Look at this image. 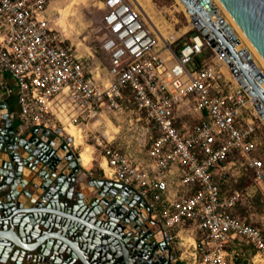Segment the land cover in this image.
I'll return each instance as SVG.
<instances>
[{
  "label": "built area",
  "instance_id": "obj_1",
  "mask_svg": "<svg viewBox=\"0 0 264 264\" xmlns=\"http://www.w3.org/2000/svg\"><path fill=\"white\" fill-rule=\"evenodd\" d=\"M55 1L0 0V72L16 80L20 124L56 132L55 119L63 130L66 115L91 121L124 112L131 103L136 113L131 125H136L128 132L146 149L148 160L131 158V145L122 142L128 132L119 129L111 139L106 136L107 142L95 135L107 163L105 177L128 186L145 202L153 230L168 238L173 253L177 227L196 226L201 234L197 252L186 264H235L228 257L241 242L254 249V264H264V225L237 213L249 191L227 193L218 180L220 171L224 176L228 164L241 159L252 172L250 187L264 196V158L251 118L253 110L260 115L255 105L261 99L249 94L250 82L214 29L233 46L231 38L219 23L204 21L210 17L204 0L181 2L196 30L176 52L168 48L167 57L140 0H104L101 50L109 56L104 77L92 52L79 54L63 37L51 16ZM211 51L230 73L211 62ZM186 104H192L198 122L181 119Z\"/></svg>",
  "mask_w": 264,
  "mask_h": 264
},
{
  "label": "water",
  "instance_id": "obj_2",
  "mask_svg": "<svg viewBox=\"0 0 264 264\" xmlns=\"http://www.w3.org/2000/svg\"><path fill=\"white\" fill-rule=\"evenodd\" d=\"M221 1L264 57V0ZM214 33L250 82L249 94L264 104V75L251 54ZM226 33L238 42L230 26ZM261 101L255 106L264 119ZM5 106L0 103V112ZM73 145L61 129L19 133L0 124V264H172L168 238L153 230L145 202L128 186L89 178Z\"/></svg>",
  "mask_w": 264,
  "mask_h": 264
},
{
  "label": "rangeland",
  "instance_id": "obj_3",
  "mask_svg": "<svg viewBox=\"0 0 264 264\" xmlns=\"http://www.w3.org/2000/svg\"><path fill=\"white\" fill-rule=\"evenodd\" d=\"M74 1L69 16L65 19L68 24V30H64L60 23L61 10L68 6L69 3ZM104 0H56L51 4L50 11L53 19L56 20V25L61 29L63 37L72 43L74 49L79 54L89 55L92 52L95 55V63L100 66L102 76L106 73V67L109 65V56L101 50L102 36L105 33V26L103 24V17L106 12L103 2ZM143 3L145 13L147 16H151L153 25L155 24L158 30L154 29L159 36V48L162 50L163 56H168V48L176 52L180 44L189 39L192 33L196 30L193 22L188 18L184 12V8L181 5V0H140ZM214 8L221 14L223 11L218 5ZM144 13V14H145ZM151 21V23H152ZM154 28V27H153ZM161 34V35H160ZM163 34V37H162ZM173 37V38H170ZM213 56L211 62H214L218 66H221L226 73H230V69L222 61L220 62L211 51ZM127 102H125L126 104ZM128 104V109L121 113H108L100 117V119H93L91 121H81L80 119L72 121L70 116L62 117L63 126L67 127L62 130V124L55 119L57 131L61 129L65 135H69V125L65 123L64 118H69L70 122L77 125L83 135V143L78 145L75 149L81 151L84 146H90L92 150V164L97 170V173L102 174L105 177L104 170L102 169L101 162L105 160L100 146L97 144V140L94 137H100L101 141L107 142V138H112L113 133L116 131V127L120 125V130L128 132V128H132L136 125H131L132 119L135 121L136 113L133 105ZM253 110V109H252ZM181 119L188 123L194 124L199 121L198 114L192 109V104H186L182 106L180 110ZM109 118L112 119L111 123ZM252 120L256 125L255 136L258 141V153L264 158V121L260 115L253 110ZM116 126H114V125ZM115 127V128H114ZM65 130V131H64ZM108 131V132H107ZM104 133L107 135L104 136ZM130 132L127 133V137L122 141L123 145L128 143L131 145L133 160L147 161L146 149L138 147V140L134 137H130ZM121 140V139H120ZM119 140V141H120ZM107 168V167H106ZM226 171V174L224 173ZM222 171H220L221 174ZM218 176L219 183L224 191L231 193L234 190L242 192L249 191L250 196L245 198L237 208V213L247 218L249 221H253L256 224L264 225V196L255 191L251 185L252 172L245 168L242 160L239 159L236 164H228V167L224 169L223 175ZM172 192L175 194L177 188L172 185ZM178 196H181L179 193ZM177 237L175 238V250L173 253L172 264H177V261L193 262V254L197 252L195 248V241L200 239V232L195 225L179 226L176 229ZM234 252L228 257V260H233L235 264H254L252 262V255L254 249L252 246L241 242L232 246ZM199 254V252H198ZM200 259V257H199ZM258 264V263H256Z\"/></svg>",
  "mask_w": 264,
  "mask_h": 264
},
{
  "label": "bare ground",
  "instance_id": "obj_4",
  "mask_svg": "<svg viewBox=\"0 0 264 264\" xmlns=\"http://www.w3.org/2000/svg\"><path fill=\"white\" fill-rule=\"evenodd\" d=\"M184 1H182V2L184 5H186V3ZM204 2L206 3V6L210 10V14H209L210 17L209 18L205 17L204 21L209 26H212L211 22H214L216 25H217V23H219L221 29L224 32H226V27L230 26L233 29V31L235 32L237 39H238V42H236V43H234V41L231 39L235 51L241 52V50L246 49L251 54L256 65L262 71V73L264 75V57H263V55L260 53V51L254 45V43L248 38V36L243 31L242 27L235 20L233 15L225 7V5L222 3V1L221 0H204ZM73 4H74V1L69 3L68 6L64 7L61 10V15H60L59 19H60L61 26L66 31L68 30V28H66V26L68 27V24L66 23L65 19L69 16V13L71 11L70 9L73 6ZM141 5L144 8L142 2H141ZM215 5H218L223 10L220 12L221 14H218L216 9L214 8ZM212 10H213V12H212ZM143 11L145 13V9H143ZM145 16L147 17V19L151 23L153 17L147 16L146 13H145ZM151 24L154 27V29L158 30L157 26L155 24L153 25V21ZM162 37H163V34H162ZM170 38H173V37H170ZM260 84H262V86L264 87V80L262 82H260ZM64 120H65V123H67L69 125L68 128H69L70 137L72 138V142L75 144V146L78 147V145H81L83 143V135H82L81 129L77 125L70 122L69 118H64ZM65 128H67V127L64 126V129ZM79 155H80L81 163L83 165L86 166V165H89L91 163L93 156H92V150H91L90 146H88V145L84 146L83 149L80 151ZM102 165L104 167H107L106 160H103Z\"/></svg>",
  "mask_w": 264,
  "mask_h": 264
},
{
  "label": "crops",
  "instance_id": "obj_5",
  "mask_svg": "<svg viewBox=\"0 0 264 264\" xmlns=\"http://www.w3.org/2000/svg\"><path fill=\"white\" fill-rule=\"evenodd\" d=\"M0 103H3L6 105L5 108H2L1 112H0V124L2 126H5V125L17 126L19 133H24L26 131V129L20 124V122L17 118V113L19 110V102H18V96H17L16 80L13 77H11L8 73H2V72H0ZM5 113L9 115V118L6 120L2 118V115H4ZM109 121L111 123H113L112 119H110V118H109ZM115 129H116V131L113 133V136H115L116 132L119 131L120 125L118 127H116ZM65 137H70V136L65 135ZM76 148H77V146H76ZM73 151L76 153H80L79 150L75 149V146H73ZM79 165L83 169V171L86 174H88L89 178L105 179V180L107 179L106 177H102V174L97 173V170L95 169V167H93L92 161L89 165L85 166L81 163V160H80ZM100 166H103L102 162H101ZM37 169H38V167H36L35 170L37 171ZM4 171H6V170L4 169ZM82 185H83V187H85L84 186L85 183H82ZM91 189H93V188H89V190H91Z\"/></svg>",
  "mask_w": 264,
  "mask_h": 264
},
{
  "label": "trees",
  "instance_id": "obj_6",
  "mask_svg": "<svg viewBox=\"0 0 264 264\" xmlns=\"http://www.w3.org/2000/svg\"><path fill=\"white\" fill-rule=\"evenodd\" d=\"M177 264H186V262H184V261H177Z\"/></svg>",
  "mask_w": 264,
  "mask_h": 264
},
{
  "label": "flooded vegetation",
  "instance_id": "obj_7",
  "mask_svg": "<svg viewBox=\"0 0 264 264\" xmlns=\"http://www.w3.org/2000/svg\"><path fill=\"white\" fill-rule=\"evenodd\" d=\"M168 245H169V248H171V245L169 243H168ZM169 250H171V249H169ZM170 253H171L172 259H173V252H172V250L170 251Z\"/></svg>",
  "mask_w": 264,
  "mask_h": 264
}]
</instances>
